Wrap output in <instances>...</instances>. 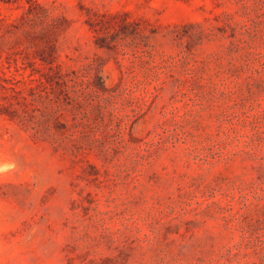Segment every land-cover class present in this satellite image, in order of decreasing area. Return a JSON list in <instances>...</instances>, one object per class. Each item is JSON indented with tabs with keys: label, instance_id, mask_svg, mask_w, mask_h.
I'll return each mask as SVG.
<instances>
[{
	"label": "rangeland",
	"instance_id": "rangeland-1",
	"mask_svg": "<svg viewBox=\"0 0 264 264\" xmlns=\"http://www.w3.org/2000/svg\"><path fill=\"white\" fill-rule=\"evenodd\" d=\"M123 19L156 59L189 56L200 86L166 85L143 112L114 100L128 130L105 134L107 159L0 116V264H264V0H0V40L47 31L65 70L99 66L112 87L138 62L95 42Z\"/></svg>",
	"mask_w": 264,
	"mask_h": 264
},
{
	"label": "trees",
	"instance_id": "trees-1",
	"mask_svg": "<svg viewBox=\"0 0 264 264\" xmlns=\"http://www.w3.org/2000/svg\"><path fill=\"white\" fill-rule=\"evenodd\" d=\"M142 32L137 22L123 19L116 24L111 40L96 39L97 47L114 53L118 62L117 55L130 63L138 62V70L133 65L124 66L122 76L112 87L105 84L99 66L65 70L59 62L56 41L47 31L26 32L23 49L18 51L5 48L6 43L0 40V116L73 158L93 154L107 159L113 147L106 142L105 134L114 131L122 140L128 130L123 116L116 117V129L112 127L114 100L134 96L140 104L139 112H143L166 85L178 90L200 86L203 72L192 68L189 56L177 61L167 55L156 59L148 45L150 35ZM128 38H138L146 49L139 55L129 54ZM10 60L15 72L22 71L18 73L20 79L6 76ZM34 103L39 105L37 113Z\"/></svg>",
	"mask_w": 264,
	"mask_h": 264
}]
</instances>
